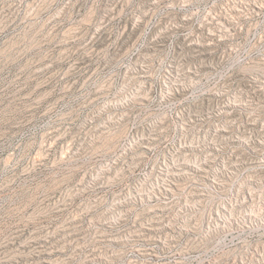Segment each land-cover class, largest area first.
I'll use <instances>...</instances> for the list:
<instances>
[{
    "label": "rangeland",
    "instance_id": "rangeland-1",
    "mask_svg": "<svg viewBox=\"0 0 264 264\" xmlns=\"http://www.w3.org/2000/svg\"><path fill=\"white\" fill-rule=\"evenodd\" d=\"M0 264H264V0H0Z\"/></svg>",
    "mask_w": 264,
    "mask_h": 264
}]
</instances>
